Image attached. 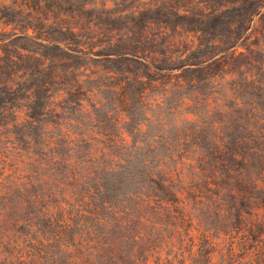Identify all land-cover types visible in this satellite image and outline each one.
Instances as JSON below:
<instances>
[{"label":"rangeland","instance_id":"obj_1","mask_svg":"<svg viewBox=\"0 0 264 264\" xmlns=\"http://www.w3.org/2000/svg\"><path fill=\"white\" fill-rule=\"evenodd\" d=\"M38 1L43 2L0 0V88L9 87L11 90L18 83L15 92L11 91L13 94L0 93V107L3 100H9L5 109L0 110V154L7 156V163L0 164V196L4 197L0 199V204L7 205L9 212L22 211V206L33 212L30 221L21 220L16 228L23 232L31 228L29 239L37 231L36 220L41 230L50 232L57 226L59 216L56 208L50 209L51 218L48 217L47 221L42 220L40 213L34 209L47 201L43 194L50 195L53 204L61 205L69 212L71 220L62 231L65 242L61 248L51 249L46 260L39 261L41 264H49L52 253L60 257L78 255L81 264H191L186 249L192 242L198 241L199 231H205L216 241L234 229L236 217L240 221H247L251 217L242 208H232L230 198L223 208H217L206 201L191 204L186 200L179 203L182 195L179 192L171 193L180 186L175 181L170 187L169 181L173 177L170 163L179 154L175 144L179 142L181 131L189 124L186 119L192 117L185 107L176 113L169 110L170 104H178L182 100L179 94L188 88L182 82L181 92L176 94L178 89L175 88L172 93L167 92L173 87V74L179 70L150 71L153 76L150 84L156 88L152 90L150 85L146 90L145 104H153L149 110L145 104L133 101H128L127 106L122 108L110 107V102H107L110 93L106 87H102L101 92L96 86L116 83L117 75L109 78L101 65H93L91 70L94 73H91L90 66L85 65L87 60L79 59L94 57L89 53H80L79 58L64 63L65 55L59 53L54 45L65 48L67 44L71 52L79 46L99 50L103 39L106 47L114 52L129 48L127 46L131 44L148 46L149 50H158L152 52L151 58L163 67H169L196 62L202 54L214 50V43L215 48L229 49L228 53L232 51L234 56L220 70V78L208 80L201 75L196 88L218 95L229 93L232 86L235 93L258 96L264 108V8L253 15L249 23L247 19L250 15L228 8L210 28L211 35L205 31L183 32L179 27L164 32L158 26H151L142 34L137 32L133 36L125 31L123 23L128 19L127 15L121 17L118 14L132 12L153 0H75V5H93V17H100L97 22L100 26L97 27L88 26L86 20L73 19L70 14L74 7L70 0H60V11L55 14L45 11ZM168 1L177 11H181L185 6L198 8L203 0H191L189 3H186L188 0ZM52 2L56 0L46 4ZM221 2L204 0V7L201 8L208 10L207 7H218ZM165 14L171 22L180 21L171 12ZM74 26L79 27L78 36L67 37L58 33L61 27L71 29ZM63 33H67V30ZM63 38H67L66 44L59 41ZM108 41L112 42L111 46H107ZM118 44L120 47H117ZM205 46H209L208 51ZM95 58L100 59V56ZM70 64L73 67L81 66L80 69L87 76L93 77L88 85L96 88L90 97L97 108L94 112L90 109L80 111L63 101L61 107L57 108V119H51V114L47 112L38 117L42 108L39 97L34 100L32 110L22 107V101L26 100L24 89L28 91L46 80L40 74V69H46L48 73L52 68L61 73L69 69ZM27 75L33 76L32 79L28 80ZM19 89L21 93L16 92ZM155 98L161 103H151ZM40 100L44 101L42 96ZM196 108H199L198 112L206 111L198 105ZM118 112H122V116L118 117ZM28 114L36 120L35 128H29L33 120L27 117ZM107 114L109 118L104 117ZM210 115L204 113L202 119L199 117L195 120L200 121L198 126L203 130L195 141L202 142L204 147L209 146L213 132L214 116ZM42 132L46 138L43 146H38L26 135L21 141L25 149L19 147L20 137L25 133L42 135ZM122 140L127 143L125 146L121 144ZM6 141L9 143L6 144ZM156 181L160 182L159 185ZM34 193L40 195L37 200ZM25 196L26 201L23 200ZM177 207L186 214L189 212L190 216L176 217ZM84 209L92 213L81 214L79 210L83 212ZM27 214L25 210L24 216ZM5 220L0 221V256L3 257L0 264H4L5 251L14 240V232H6L8 224H4ZM83 232V247L67 252L64 246L78 247L81 243L79 235ZM19 244V249L23 248V243ZM260 245L264 247V237ZM20 258V253L16 252L8 256L7 261L10 259V264H38V259L24 257L29 261L25 263ZM73 259L78 260L77 257ZM207 261L212 263L210 257ZM55 264L63 263L57 259Z\"/></svg>","mask_w":264,"mask_h":264},{"label":"trees","instance_id":"obj_2","mask_svg":"<svg viewBox=\"0 0 264 264\" xmlns=\"http://www.w3.org/2000/svg\"><path fill=\"white\" fill-rule=\"evenodd\" d=\"M49 1L52 0H47L46 2L44 0L43 2L38 1V3H42L47 12H51L52 14L59 12L60 0H56V2H52L50 5L46 4ZM190 1L188 0L186 3ZM73 3H75V0H70V4ZM203 5L204 0L200 2L199 7L196 9L185 6L181 11H177L168 0H153V2H147L139 8L132 10V12L118 15L121 17L127 15L126 18L128 19L123 24L126 33H132L133 36L137 32L142 34L146 28L151 26H158L164 29V32H171V30L179 27L183 32L205 31L208 35H211L210 28L214 27V22L220 20L219 15L223 14L228 8V10H241L246 15H250L247 19L249 23L251 17L259 14L261 8H264V0H222L218 7H207L208 10L201 8ZM72 6L74 10L70 16L73 19L86 20L88 21V26H100L97 24L100 17H93V5L87 7L73 4ZM101 12L104 13L103 9ZM165 12H171L172 15L174 14L180 18V21L171 22ZM138 17L139 19H137ZM65 30H67V33H63ZM58 33H62L61 35L65 34L67 37H75L79 35V27L74 26L71 29L61 27L58 29ZM65 39L67 38L59 41L66 44ZM111 43V41H108L107 46H111ZM212 45L214 46V50L202 54L203 56L198 58L196 62L179 63L169 67H163L156 59H152V52H157L158 50H149L148 46L142 47L131 44L127 46L129 48L124 46V49L115 50L118 52H114L111 48L108 49L106 47L103 39L99 50H96L94 47L85 49L83 46H79L72 53L67 44L65 48L55 44L54 48L59 53L65 55L66 58H63L65 59L64 63L72 61L74 58H79L80 53L82 55L89 53L94 55V57H80L79 59L80 61L87 60L88 63H85V65H89L90 70L93 65H101L105 69L106 76H110L109 78L117 75L115 77L116 83L111 82L112 84L110 85L107 84L105 86L101 84V86H96L97 90L101 89V92L103 90L102 87H106V90L110 93L107 100V102H110V107L114 105L122 108L127 106L128 101L129 103L133 101L145 104L146 90L150 88V83L153 82L152 72L150 71L153 69L158 72L162 69L170 71L179 70L178 73L173 74L175 77L174 83H172L173 87L167 92L172 93L175 91L173 90L174 88L178 89L176 90V94L177 92H181L183 88L182 82H185L188 88L182 91V94H179L182 100H179L178 104H170L169 110L176 113L182 107H185L192 117L189 120L186 119L189 124L181 131V136L178 139L179 142L175 144L178 147L179 154L178 158L170 163L173 177L169 181H171L170 187L175 181L180 186L171 193L179 192L182 195L178 201L179 203H183L186 200L191 202V204L206 201L207 204L216 205L217 208H223L230 198L232 208H242V211L251 217L247 221H240L236 217L234 229L230 233H225L224 238L217 239L216 241L208 234H205V231H199L198 241L192 242L190 247L186 249L188 251V259L191 261V264H264V247L260 245L261 239L264 237L263 102L259 100L258 96L249 97L244 93H235L232 86L231 88L229 87V93L218 95L216 92H203L196 88L200 81L199 76L201 75H205L208 80L220 78V70L226 61L234 56V52L228 53L229 49H217L214 43ZM117 47H120L119 44ZM205 50L208 51L209 46H205ZM110 55H114V57ZM95 56H100V59L95 58ZM104 62L107 64H103ZM68 68L67 70L60 71L61 73L55 72L52 68L48 73L45 72L46 69H40V74L46 80H42L40 84L32 86L28 91L24 89V99L26 100H20L24 102L22 107L26 110H32L34 100H36V97H39V105L42 108L38 113V117L48 113L51 114V119H57V114L59 113L57 108L61 107L63 101L75 106L80 111L90 109L94 112L97 108L95 104L93 105L90 97L92 91L96 88L88 85L93 80V77L87 76L80 69L81 66L73 67L70 64ZM91 73H94V71L91 70ZM27 77L30 80L33 76L27 75ZM25 79L27 78L25 77ZM16 87H18V83L14 84L11 90H9V87L0 88V93L5 95L13 94L11 91L15 92L14 88ZM155 88L154 85H151L152 90ZM16 92L21 93V89ZM40 96H42L44 101L40 100ZM159 97L163 98V96ZM165 97L167 96L165 95ZM57 98H60V101H57ZM155 99L151 100V103H161L157 98ZM8 101L3 100L0 110L5 109ZM184 103L185 106H183ZM151 105L153 104L148 103L146 105L148 110L152 108L150 107ZM197 105L201 110L206 111L198 112L197 109L199 108H196ZM122 111L124 110L122 109ZM204 113L214 116L212 122L213 132L212 134L210 133L211 137L209 138L208 147L202 146V142L195 141L203 132L198 126L200 121L195 120L204 115ZM118 114V117H120L123 113L118 112ZM27 117L33 120V124L29 128H35L36 120L29 116V114ZM104 117L109 118V115L107 114ZM38 120L40 121V119ZM26 135L28 139L34 140L38 146H43L45 143L46 138L43 132L42 135L25 133V136L20 137L19 147H22L21 141ZM5 143L8 144L9 141ZM121 144L125 146L127 143L122 140ZM26 147L30 150L29 145H26ZM22 149L24 150L25 148L22 147ZM5 163H7V156L0 154V164L5 165ZM159 183L156 181L157 185ZM33 195L36 200L40 196L35 195V193ZM43 196L48 198L47 201L42 204L40 203L38 208L34 207V209L40 213L42 220L45 219L47 221L48 217L51 218L50 214L52 211L50 209L56 208L59 216L57 226L50 232L47 229L41 230L38 227L39 222L36 220L37 231H32L34 235L30 239L28 237H30L31 228L27 232L19 231L16 228L18 227L17 222L21 220L30 221L31 218L29 217L33 215V212H29L27 210L28 207L24 206H22V211L9 212L6 210L7 205L0 204V221L6 219L4 221V224H8L6 232L9 234L14 232V240L8 246L7 251H5L6 259L4 264H10V259L7 261V257L12 256L16 252L20 253V260L23 261L24 259L25 263H29L26 259H38V264H41L39 261L46 260V256L51 249L55 247L61 248L65 242L64 238H62V231L67 227V222L71 220V216L63 206L53 204L54 202L49 199L50 195L43 194ZM0 199H4V197L0 196ZM23 200H28L27 196L23 197ZM62 203L63 205L65 204V202ZM25 210L28 216H24ZM79 212L83 215L92 213L86 209L83 212L79 210ZM16 214H20V216H15ZM175 215L178 218L190 216L189 212L186 214V211L178 207ZM79 236H81V243L78 244V247L70 248V246H64L67 252L83 247L84 232ZM19 243H23V248L19 249ZM51 257L52 259L49 264H55L57 259L61 260L63 264H70L72 262L81 264L80 256L75 254L60 257L59 254L52 253ZM74 257H77L78 260L73 259ZM209 257L212 263H208ZM2 258L0 256V259ZM31 264L36 263L32 262Z\"/></svg>","mask_w":264,"mask_h":264}]
</instances>
